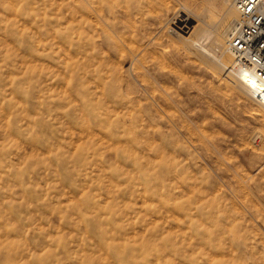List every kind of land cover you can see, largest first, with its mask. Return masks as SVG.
Here are the masks:
<instances>
[{"label":"rangeland","instance_id":"rangeland-1","mask_svg":"<svg viewBox=\"0 0 264 264\" xmlns=\"http://www.w3.org/2000/svg\"><path fill=\"white\" fill-rule=\"evenodd\" d=\"M232 2L0 0V264H264V107L186 43Z\"/></svg>","mask_w":264,"mask_h":264},{"label":"built area","instance_id":"built-area-1","mask_svg":"<svg viewBox=\"0 0 264 264\" xmlns=\"http://www.w3.org/2000/svg\"><path fill=\"white\" fill-rule=\"evenodd\" d=\"M232 6L236 17L227 46L234 64L255 80L251 83L237 74V82L254 94L257 103L264 105V0H233Z\"/></svg>","mask_w":264,"mask_h":264},{"label":"bare ground","instance_id":"bare-ground-1","mask_svg":"<svg viewBox=\"0 0 264 264\" xmlns=\"http://www.w3.org/2000/svg\"><path fill=\"white\" fill-rule=\"evenodd\" d=\"M224 9H226V11L218 18L213 17L211 15L212 13L209 14L207 12L195 16L197 19L207 24L208 28L199 26L200 28H198L195 33L197 37H195V39L190 43L186 42L188 48L199 58H202L205 62L217 68L220 73L225 76V78L236 84V86L239 84L237 82V74L242 76L245 80L255 83L254 78L246 73L243 68L234 64L235 61L233 60V56L227 46L234 18L229 20V18L233 15H231L229 8L225 7ZM219 40H221V42H219ZM230 66H232L231 70L229 69ZM238 87H240L241 90L248 92V95L249 93L252 94L253 100H256L254 94L249 91V89L243 85H238ZM262 106L264 107V105Z\"/></svg>","mask_w":264,"mask_h":264}]
</instances>
